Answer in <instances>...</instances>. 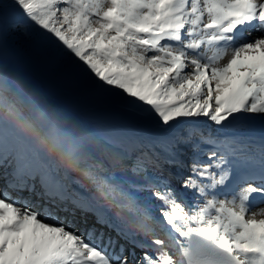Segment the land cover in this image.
<instances>
[{"label": "snow or ice", "instance_id": "6c2138e0", "mask_svg": "<svg viewBox=\"0 0 264 264\" xmlns=\"http://www.w3.org/2000/svg\"><path fill=\"white\" fill-rule=\"evenodd\" d=\"M0 264H264V0H0Z\"/></svg>", "mask_w": 264, "mask_h": 264}, {"label": "rangeland", "instance_id": "374dc122", "mask_svg": "<svg viewBox=\"0 0 264 264\" xmlns=\"http://www.w3.org/2000/svg\"><path fill=\"white\" fill-rule=\"evenodd\" d=\"M11 45L17 51L26 68L33 73L37 80L72 109H75L83 116H91L113 124L122 125L127 122L126 117L121 111L107 107L95 106L84 96L66 89L33 58L31 52L25 45L23 38L18 34L9 38L10 48Z\"/></svg>", "mask_w": 264, "mask_h": 264}, {"label": "bare ground", "instance_id": "6f19581e", "mask_svg": "<svg viewBox=\"0 0 264 264\" xmlns=\"http://www.w3.org/2000/svg\"><path fill=\"white\" fill-rule=\"evenodd\" d=\"M254 35H255V33H253ZM75 110V109H74ZM82 115V114H81ZM84 117L85 118H87V119H89V120H92V121H94V122H97V123H99V124H101V125H104V126H106V127H116V126H120V124H113V123H111V122H106V121H104V120H99V119H96V118H94V117H91V116H86V115H84Z\"/></svg>", "mask_w": 264, "mask_h": 264}, {"label": "water", "instance_id": "95a60500", "mask_svg": "<svg viewBox=\"0 0 264 264\" xmlns=\"http://www.w3.org/2000/svg\"><path fill=\"white\" fill-rule=\"evenodd\" d=\"M11 48L13 50V52L19 57V59L21 60L20 56L18 55L17 51L15 50V48L11 45ZM22 61V60H21Z\"/></svg>", "mask_w": 264, "mask_h": 264}]
</instances>
